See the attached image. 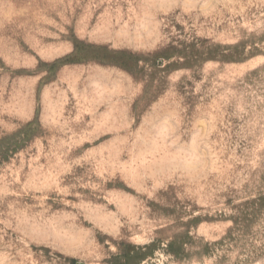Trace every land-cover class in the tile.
<instances>
[{
	"label": "rangeland",
	"instance_id": "obj_1",
	"mask_svg": "<svg viewBox=\"0 0 264 264\" xmlns=\"http://www.w3.org/2000/svg\"><path fill=\"white\" fill-rule=\"evenodd\" d=\"M0 264H264V0H0Z\"/></svg>",
	"mask_w": 264,
	"mask_h": 264
}]
</instances>
